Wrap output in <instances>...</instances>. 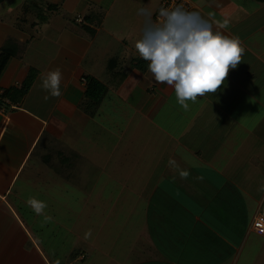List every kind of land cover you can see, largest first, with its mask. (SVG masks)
<instances>
[{
	"label": "crops",
	"instance_id": "0c3cea01",
	"mask_svg": "<svg viewBox=\"0 0 264 264\" xmlns=\"http://www.w3.org/2000/svg\"><path fill=\"white\" fill-rule=\"evenodd\" d=\"M189 1L185 11L244 49L216 93L187 101L189 113L179 104L148 116L138 107L156 85L132 98L121 91L128 74L89 116L79 107L88 43L77 32L81 43L64 51L72 60L59 96L41 83L21 102L0 98V264H264V235L251 229L264 214V15L254 16L264 1ZM94 57L88 67L99 74ZM9 62L0 92L22 79ZM158 85L168 97L172 88ZM114 96L133 115L115 119ZM105 142L126 161L106 169L111 177L87 179L88 164L98 175L106 163Z\"/></svg>",
	"mask_w": 264,
	"mask_h": 264
},
{
	"label": "rangeland",
	"instance_id": "374dc122",
	"mask_svg": "<svg viewBox=\"0 0 264 264\" xmlns=\"http://www.w3.org/2000/svg\"><path fill=\"white\" fill-rule=\"evenodd\" d=\"M22 1L23 0H5L0 3V37L14 36L19 40H24L25 35L32 34V36H34L35 40L33 41L32 39L31 44L26 47L24 50L25 53L21 57L10 59L12 67L15 68L14 71L17 74V77L21 76L22 78L18 81L19 83H22L27 77L33 79L31 84V86H33V93L38 91L39 85L42 83L43 79L47 77L49 72L58 69L57 64L63 68L62 70H59L61 73L60 83L66 80V75L63 72L69 70V63L72 58L70 59V56L65 54L67 59L64 60V51L68 52L67 50L70 49L69 47L73 48L70 45V42L77 45L76 41L78 40L75 39L77 38L76 32L83 34L84 36L86 35L84 40H87L86 42L88 45L86 46L85 51L90 57H93L94 54V60H102L108 56V54L112 55L118 53L119 57L122 58L123 61L125 60V66L130 68L133 59L140 58L133 46L134 42L141 37L143 29L151 24L157 7L161 2V0H111V3H109L108 6H102L100 0H51L58 3L57 11L51 15L43 13L44 17H40L39 24H34L33 27L30 26V19L28 25H25L23 31V29H19L12 24ZM97 8L100 11L99 29L86 28V26H80L79 24L74 25V27L70 29L67 25H69L68 23L71 21L61 16L65 12H69L70 16H76V14L85 15L92 9L96 10ZM258 15H264V10L261 13H256L254 16ZM79 18L80 17L78 16L77 19L79 20ZM46 24H48V26H46ZM70 32L74 34L70 35ZM79 43H81V41H78V44ZM97 50L101 51L96 54ZM63 62H66V64L63 65ZM98 63L100 64V61H97L93 65L96 70L99 67L102 69L101 64L98 65ZM80 67L77 66L78 71L76 72L79 73L81 70ZM18 68L20 69L17 70ZM93 72L94 74H98L96 71ZM72 79L73 77L71 80ZM154 81L155 80L150 72L145 74L138 71V69H133L129 73L128 79L122 84L121 91L123 93L131 91V93L133 92L132 98H135V96L141 92L140 88H143V86L146 85L150 86V84L153 83L156 85L155 87H152L153 92L156 93L155 96L152 98V91L145 93L146 96L144 95V99L141 100L140 107L138 108H140V110L143 108V111H146L148 116H151L152 112H164L169 115V112L179 110L180 105L176 100L173 88L162 83V86L166 88L165 90L169 87L172 88L169 96L163 97L164 95L162 96V92L159 89V83ZM111 92L112 90L109 92L110 95ZM109 94L104 98L103 105L107 103ZM259 95L263 96L262 94ZM114 100V105L116 107L118 106L117 108L120 109V111H118V109L116 110L115 114L118 115L115 116V119L122 117L121 114H125L126 116L133 115L134 109H128L129 103L119 100L118 96H114ZM190 109L191 105L188 104V108L185 110L189 113ZM121 128L125 129L124 126ZM101 138L100 135H97L96 143L99 145L102 143ZM103 140L106 141L104 138ZM120 142L121 141H119V144L117 145L120 146L121 149L123 145ZM106 144L107 142H105L104 149L110 151L109 155L107 153L103 154L102 160L106 161L105 165L98 166L97 168L100 174L95 175L94 168L88 164L86 170L83 171L84 176L87 177V179L89 177H111L112 175H110V172L106 169L108 167L110 168L112 163L126 161L123 156L124 153L120 149L114 151L112 147L110 148V144ZM127 159H129V161L134 160L133 156ZM109 162L110 164L106 165ZM86 181L84 179L83 184H85ZM27 189L33 188L27 187ZM75 193L78 195L79 191L72 186L71 195H74Z\"/></svg>",
	"mask_w": 264,
	"mask_h": 264
},
{
	"label": "clouds",
	"instance_id": "9594fccd",
	"mask_svg": "<svg viewBox=\"0 0 264 264\" xmlns=\"http://www.w3.org/2000/svg\"><path fill=\"white\" fill-rule=\"evenodd\" d=\"M159 16L161 22L146 26L133 46L148 62L155 82L172 87L177 102L187 109V101L216 93L224 85L229 71L241 62L244 49L237 38L214 32L195 12L160 8ZM60 80L59 69L51 71L42 87L59 96ZM45 207L36 204L35 211L41 214Z\"/></svg>",
	"mask_w": 264,
	"mask_h": 264
},
{
	"label": "trees",
	"instance_id": "16d2710c",
	"mask_svg": "<svg viewBox=\"0 0 264 264\" xmlns=\"http://www.w3.org/2000/svg\"><path fill=\"white\" fill-rule=\"evenodd\" d=\"M4 1L0 0V3ZM57 8L58 3L51 0H23L19 5L13 25L24 31V27L28 25L30 19V26L33 27L34 24H39L40 17H44L43 13L52 14L57 11ZM65 17L75 25L79 24L80 26H86V28L89 27L91 29L100 23V11L98 8L96 10L92 9L88 14L83 15L81 21H78L77 15H66ZM33 37L30 35L24 38V40H19L14 36L3 38L0 44V76L10 59L21 57L25 53L24 50ZM81 60L84 69L81 72L80 80L84 82V85L79 107L89 116H94L98 112L101 103L107 94H109L110 90L116 89L126 79V76L131 70L138 69L141 73H145L148 70V62L142 58L133 59L131 67L127 68L125 66V60L123 61L118 53H114L99 60L102 69L98 75H95L90 72V68L88 67L89 65L92 66L94 61L85 56ZM28 79L30 78L27 77L22 83L3 88L0 92V98H10L13 101L21 102L33 82V79Z\"/></svg>",
	"mask_w": 264,
	"mask_h": 264
},
{
	"label": "built area",
	"instance_id": "2783aa9c",
	"mask_svg": "<svg viewBox=\"0 0 264 264\" xmlns=\"http://www.w3.org/2000/svg\"><path fill=\"white\" fill-rule=\"evenodd\" d=\"M176 7H182L184 10L190 9L192 4L189 0H161L159 3L157 10L153 16V21L151 24H156L161 22V18L159 16L160 8L174 9ZM78 21H81V17ZM251 229L261 235H264V214L259 212L256 213L251 222Z\"/></svg>",
	"mask_w": 264,
	"mask_h": 264
}]
</instances>
